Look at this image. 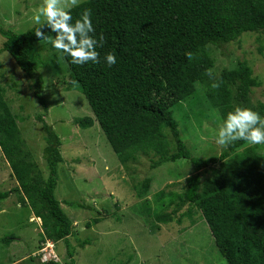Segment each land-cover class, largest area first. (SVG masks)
I'll return each mask as SVG.
<instances>
[{
  "label": "trees",
  "instance_id": "1",
  "mask_svg": "<svg viewBox=\"0 0 264 264\" xmlns=\"http://www.w3.org/2000/svg\"><path fill=\"white\" fill-rule=\"evenodd\" d=\"M92 3L95 32L91 35L97 40L101 34L104 36L103 47H97L100 63L74 65L67 54L61 53L72 86L85 95L95 116L76 119L75 124L86 129L98 122L123 162L138 150H154L162 161L186 160L195 166L197 173L186 179L182 193L162 190L153 196V201H142L140 213L151 220L153 230L161 229L160 223H181L185 216L196 224L194 217L199 214L228 264H264V164L257 146L241 140L228 145L220 155L196 157L184 142L174 115V108L196 92L197 83L212 80L213 75L209 78L207 74L214 67V59L207 51L209 45L222 47L246 32H254L259 34L258 50L264 53V0ZM37 29L55 39L56 33L46 26V21L24 33L0 24V34L5 38L1 51L9 53L26 75H37L34 97L42 106L37 120L45 133L43 156L48 174L45 176L28 149L0 77V149L18 183L10 191L0 192V198L18 194L20 203L28 205L35 217L41 219L47 238L65 241L69 259L65 264H75V248L69 241L73 223L56 196L58 168L63 162L62 140L45 120L48 106L43 97L44 79L37 73L43 65L36 47L41 42L35 35ZM48 42L49 49L55 51ZM187 52L193 54L192 60L185 55ZM108 53H113L117 61L111 67L105 61ZM214 81L220 86L210 87L208 97L225 120L235 110L234 92L238 101L247 103L253 88L258 86L246 61L232 70L225 68ZM165 130L171 134L174 152ZM212 165L217 167L213 168L211 178L203 180L202 171ZM144 186L146 194L150 179L144 181ZM152 202L157 204L154 210ZM169 207L171 211H166ZM184 207L187 210L180 214ZM101 221L94 218L87 227ZM14 239L7 235L3 242L9 244ZM89 243L84 240L79 245Z\"/></svg>",
  "mask_w": 264,
  "mask_h": 264
},
{
  "label": "rangeland",
  "instance_id": "2",
  "mask_svg": "<svg viewBox=\"0 0 264 264\" xmlns=\"http://www.w3.org/2000/svg\"><path fill=\"white\" fill-rule=\"evenodd\" d=\"M42 3L43 0H0V24L24 33L37 25L33 15ZM92 4V0H79V5L70 10L72 23L86 9L92 16L95 12ZM44 21L42 18L41 22ZM258 36L246 32L225 46L209 45L207 51L214 59L212 80L197 83L196 92L174 108L181 136L194 156L207 159L227 148L215 143L225 119L208 97L211 84L225 68L232 70L241 61L248 63L258 86L253 88L247 103L238 101L234 92L233 105L252 109L260 116L264 113V53L258 50ZM4 40L0 34V77L6 99L28 149L47 176L43 156L45 133L37 120L42 106L34 97L37 75H26L9 53L1 51ZM36 47L43 60L37 73L44 79L43 97L48 106L45 120L62 140L63 162L58 168L56 196L73 223L69 241L75 248V264H228L199 214L194 217L196 224L185 216L181 223L174 220L158 224L161 229L156 232L151 220L140 213L142 201H153V196L162 190L182 193L186 179L197 173L195 166L186 160L162 161L154 150H138L129 161L123 162L98 122L86 129L75 124L76 119L95 116L85 95L72 86L62 54L50 50L46 41L36 43ZM165 133L174 152L169 130ZM256 146L264 164V145ZM214 167L217 165L202 171L203 180L211 178ZM146 179H150V188L145 194ZM16 186L18 183L0 149V192ZM152 208H157V204L152 202ZM186 210L184 207L180 214ZM94 218L102 221L87 227ZM7 235L15 237L9 244L3 242ZM47 240L54 243L52 249L60 258L52 264H65L69 260L65 241L47 238L41 219L35 217L28 205L20 203L18 194L0 198V264H42L39 253ZM84 240L90 243L81 247L79 243Z\"/></svg>",
  "mask_w": 264,
  "mask_h": 264
},
{
  "label": "clouds",
  "instance_id": "3",
  "mask_svg": "<svg viewBox=\"0 0 264 264\" xmlns=\"http://www.w3.org/2000/svg\"><path fill=\"white\" fill-rule=\"evenodd\" d=\"M79 5V0H43L42 5L33 15L35 23L39 24L41 19L46 20V26L56 33L55 39L51 40L41 29L35 31V35L41 41H50L52 47L59 53H65L71 58L74 65H84L88 62L100 63V54L97 47H103L104 36L101 34L99 40L91 35L95 32L91 20V11L85 10L80 19L72 23L70 10ZM189 60L193 54H185ZM109 67L116 64L113 53L105 56ZM209 78H212V69L207 70ZM220 84L213 82L211 87L218 89ZM246 141L252 145H264V118L252 109L236 107L234 111L227 114L223 125L219 128L215 143L227 147L236 141Z\"/></svg>",
  "mask_w": 264,
  "mask_h": 264
},
{
  "label": "built area",
  "instance_id": "4",
  "mask_svg": "<svg viewBox=\"0 0 264 264\" xmlns=\"http://www.w3.org/2000/svg\"><path fill=\"white\" fill-rule=\"evenodd\" d=\"M53 246L54 243L47 240L45 243V247L41 249L39 253V260L42 264L55 263L60 261L58 254L52 249Z\"/></svg>",
  "mask_w": 264,
  "mask_h": 264
}]
</instances>
